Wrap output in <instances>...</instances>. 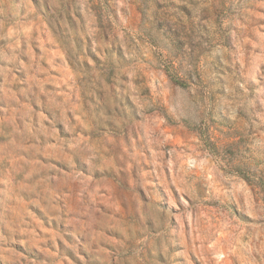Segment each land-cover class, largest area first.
Here are the masks:
<instances>
[{
	"label": "rangeland",
	"instance_id": "obj_1",
	"mask_svg": "<svg viewBox=\"0 0 264 264\" xmlns=\"http://www.w3.org/2000/svg\"><path fill=\"white\" fill-rule=\"evenodd\" d=\"M236 166L264 176V0H0V264H264Z\"/></svg>",
	"mask_w": 264,
	"mask_h": 264
},
{
	"label": "trees",
	"instance_id": "obj_2",
	"mask_svg": "<svg viewBox=\"0 0 264 264\" xmlns=\"http://www.w3.org/2000/svg\"><path fill=\"white\" fill-rule=\"evenodd\" d=\"M176 45H180L179 41L176 40ZM166 51L170 52L173 54V56L175 58H178V55L180 54V49L179 52L178 50L175 49H170L166 47ZM169 74V72H168ZM171 74V73H170ZM182 75H184L185 77H189L190 73H186L184 72ZM170 79L173 81V83L180 85L181 81L175 77H173L172 75H169ZM181 86V85H180ZM206 148L213 154L215 151L214 146L209 140H205L204 141ZM247 168L244 166H236L232 171L230 172H235L236 174H238L242 179L254 184L256 187H258L260 189V191L263 194V201H264V176L262 175H256L254 173H252L249 169L246 170Z\"/></svg>",
	"mask_w": 264,
	"mask_h": 264
}]
</instances>
